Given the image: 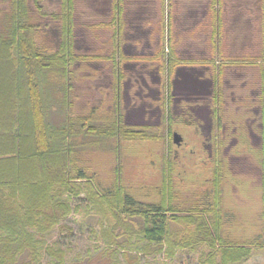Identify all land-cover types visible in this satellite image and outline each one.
Wrapping results in <instances>:
<instances>
[{
  "label": "trees",
  "instance_id": "trees-1",
  "mask_svg": "<svg viewBox=\"0 0 264 264\" xmlns=\"http://www.w3.org/2000/svg\"><path fill=\"white\" fill-rule=\"evenodd\" d=\"M4 1L7 8L0 9V264H156L157 257L171 261L184 250L197 253L198 264H241L254 248L264 249V208L258 235L226 237L220 145L212 150L216 160L210 191L185 208L174 203L177 197L171 185L164 184V198L157 202L135 198L117 178L110 189H102L85 160L97 147L116 150L123 142L153 141L167 147L170 77L177 66L195 65L178 57V40L166 51L162 40L157 49L159 69L166 76V84L160 85V125L131 127L124 124L122 110L121 66L127 60L120 50L124 0L111 1L108 24L114 28L115 46L102 57L114 70L110 108L82 115L73 110V66L100 56L75 51L74 0H60L58 11L48 14L37 7L38 0H34L36 12L28 0ZM48 20L58 27V36ZM219 22L214 20V31L218 32ZM261 56L257 67H264ZM220 65L212 68L216 76L224 67ZM215 79L217 89L220 77ZM262 180L264 204V165ZM68 220L85 226L98 241L72 259L63 241L73 233Z\"/></svg>",
  "mask_w": 264,
  "mask_h": 264
},
{
  "label": "rangeland",
  "instance_id": "rangeland-1",
  "mask_svg": "<svg viewBox=\"0 0 264 264\" xmlns=\"http://www.w3.org/2000/svg\"><path fill=\"white\" fill-rule=\"evenodd\" d=\"M111 1L74 0L75 27L73 35L75 51L80 55H92L95 53L100 56L96 61L87 63L77 61L73 66L72 101L73 110L76 114H86L91 110L104 112L111 105L110 63H107L102 58L109 53L108 49L110 48L111 26L108 22L111 16ZM168 2V0H124L122 18L127 30L125 36L128 37V42H130L128 33L134 31V26L138 29L141 28L145 31L144 35H139V39L141 40L139 45H144L142 53L147 56L153 54L151 60L143 57V61L139 63L140 67L137 70H128V68L124 67L125 63H123L121 69L124 72V78H135L140 74L144 75L149 86L154 89L160 83H154L150 76L156 74L161 78L162 84H166V76L160 69L158 70V67L160 68L161 66V58L158 56L157 45L161 44L162 40H164L166 51V48L169 47L168 44L173 45L174 38L175 41L178 40V36L175 34H179L182 37V41L179 43L181 46L177 49V55L180 59H184V62H187V60L198 61L201 58H209L213 60L211 65L217 67L218 63H221L220 66H222V62L226 61L227 57L231 62L235 61V58H240V55L237 53L229 54L226 52L224 55L217 54L216 49L214 53H209L208 47L198 41L201 39L200 35L206 34V20L205 17L203 18V0H171L169 19ZM28 4L31 10L36 12L34 0H28ZM59 4L60 0H38L37 7L40 11L48 14L57 12ZM228 7L231 9V5H227L226 8ZM1 8H7L6 1L0 0ZM47 19H43V21ZM49 23L50 21L48 20L47 25L51 24ZM50 26L55 28L53 33L58 36V27L54 23ZM210 30L212 31L213 27ZM185 31H189V35L195 39L194 43L192 42V46H189L191 42L189 45L186 43ZM57 36H55V40H52L54 45L57 44ZM190 36L187 37L189 40ZM257 42L261 43L258 38ZM262 44L264 47V37ZM189 47L191 51H186ZM120 60H122V56H120ZM260 63H264L263 55L260 58ZM182 65L187 64L184 63ZM196 65H199V63L196 62L194 66ZM227 65L228 67H224L221 75L218 73L219 76L217 75V77L221 78L225 69L231 70L230 63ZM213 72L215 73L214 70ZM206 73L209 74L208 71ZM261 81L262 83L259 86L264 89V79ZM230 82H232L230 83L233 85L231 89L235 91L236 97L241 95L243 103L247 106L252 103L251 96L248 95L249 89L258 85H254V82L250 80L241 89V80L235 79L234 75L231 76ZM181 84L180 86L184 87V80L183 86ZM194 85L198 87L199 83H195ZM231 89H226V94H229ZM231 109L233 110V108ZM172 128L180 133L183 140L187 143L186 151L182 150V152L184 151V156L188 157L185 161V176L182 179V175H180L181 178L178 179L174 175L177 171L180 173L182 171V168H178V166L176 167V171H172L171 179L169 177V183L171 182L174 194L177 197L174 203L180 204L185 208L201 200L203 195L207 191H210L211 186L210 188L207 186L205 179L211 174V171H209L211 163L209 160L204 161L205 159L207 160L204 157L206 153L204 154L201 138L195 133V126L193 124L186 125L177 119L173 121ZM244 141L248 147L249 140L244 139ZM241 144L239 143L237 148H233L231 150L232 153L236 154V152H239ZM231 151L229 155H231ZM250 151L252 157L248 155L247 163L242 164L227 160L224 167L225 182L223 184L224 196L222 197V209L225 215L224 226L226 237L237 240L255 237L261 232L262 227L260 213L261 208H264V204L261 199L259 178L252 181V178H257L259 174L260 155L258 154L257 157H254V153L256 152ZM87 154L85 160L90 166L91 171L94 172L96 183L102 189H110L114 182L117 181L115 180L117 178L120 185L137 199L157 202L162 201V198H164L161 194L165 183V181L163 182L164 176H161V158H165L167 153L166 148H163L161 143L153 141L123 142L116 150L111 146L110 148L104 147L101 149L97 147L96 150ZM182 161L184 162V160ZM190 161L191 164L194 162L200 163L191 166ZM241 174L247 175V180H243ZM251 181L253 184H250ZM206 188H209V190L206 191ZM77 220L81 224L83 223L78 216ZM80 223L73 220L66 221V224L73 229L72 236L65 237L63 240L64 244L70 249L68 259H72L75 254L84 255L88 248H92L98 242L94 236L92 237L90 233L85 231V226L81 227ZM58 236L59 234L56 232L53 235L54 238ZM157 258L156 264H198V254L187 250L178 251L175 258L171 261L163 260L162 258L158 260ZM241 264H264V249L254 248L251 256Z\"/></svg>",
  "mask_w": 264,
  "mask_h": 264
},
{
  "label": "flooded vegetation",
  "instance_id": "flooded-vegetation-1",
  "mask_svg": "<svg viewBox=\"0 0 264 264\" xmlns=\"http://www.w3.org/2000/svg\"><path fill=\"white\" fill-rule=\"evenodd\" d=\"M124 67L128 68V70H132L129 68L130 66H126V64ZM225 70L218 83L219 88L216 89L217 94L215 95L214 93L213 102L209 100L207 102L208 84L204 77L206 71L205 66H201L200 64L198 66L181 65L174 69L171 75L172 77H170L172 79L169 80V84L171 82L169 106L171 125L169 127L170 131L168 129V131H166L167 154L165 158H161V176H164L163 182L165 181L164 184L166 186L171 185L169 180L172 177V171H176V167L179 166L178 168H182L181 173L177 171V173L174 174L178 179L181 178L180 175H182L183 179L186 173L184 168L186 167L185 161L188 157L184 156V151L182 152V150L186 151L187 143L183 140L182 135L172 128L173 121L179 119L186 125L193 124L195 126V133L201 138L204 154L206 153L204 157L207 158V160L205 159L204 161L209 160L211 163L209 169L211 174L205 179V183L209 188L212 183V167L216 160L212 153L213 146L220 145L221 151L218 163L221 164L223 169V184L225 182L224 167L227 160L229 162L235 161L236 163L244 164L248 162V155L251 156L250 150L256 152L254 153V157H257L258 154L260 155L259 174L257 178H252V181L253 179L259 178V185L261 187L260 193L262 194L264 165V89L259 85L257 87H251L248 95L251 96V101L254 103H250L247 106L243 103L241 95L236 97L235 91L231 89L233 85L230 84L232 83L230 82L231 76L234 75L235 79L242 80L240 85L241 89L246 86L248 80L245 81L242 79L245 77L244 70L232 68L231 70ZM150 78L154 83H160L161 78L158 75H151ZM183 80L185 85L181 87L180 84L182 83L181 85L183 86ZM195 83H199L198 87L194 85ZM160 85L161 83L159 86ZM152 89V87H146V95H149L148 97L158 98V104H160V88L158 87L159 94ZM226 89H231L229 94H226ZM139 94L144 93L140 90ZM122 99H125V96H122ZM211 104L213 105L212 107ZM123 107L124 104L122 102V110ZM159 107L161 108V106ZM231 108H233V110ZM160 111L162 114V109ZM166 113L168 114V112ZM174 136L177 137L179 142H174ZM244 139L249 140L248 147L245 145ZM239 143H243L240 145L239 152H236V154L232 153L231 150L237 148ZM230 151L231 155H229ZM182 160H184V162ZM199 163L200 162H194L191 164L190 161L191 166L195 164L198 165ZM242 166L245 167L244 165ZM246 176L247 175L241 174L243 180L246 179ZM254 183L256 184L255 180ZM209 188H206V191L209 190ZM162 193L163 190L161 194ZM203 198H205V194ZM262 210L263 208H261V212Z\"/></svg>",
  "mask_w": 264,
  "mask_h": 264
},
{
  "label": "crops",
  "instance_id": "crops-1",
  "mask_svg": "<svg viewBox=\"0 0 264 264\" xmlns=\"http://www.w3.org/2000/svg\"><path fill=\"white\" fill-rule=\"evenodd\" d=\"M227 5H231V9L230 7L226 8ZM203 9V18L205 17L206 20V34L203 33V36L200 35L199 37L201 39L198 41L208 47L209 53H214L216 49V53L220 55H224L226 52L229 54H239L240 58H235V61L230 62L229 66L232 69L250 70L249 72L244 70L245 73H243L245 74V77L242 79L245 81L248 80V82L251 80L254 82V85H260L262 83L261 80L264 79V74L262 72L264 67L262 64L260 67H257L256 64L259 63L257 57L264 53V47L262 44L264 37V0H203ZM218 18L220 20L218 23V32L214 31V29L211 31L210 28L213 27L214 20H218ZM112 30H114V28H112ZM112 30L110 32L111 51H113V47L115 46ZM126 31L123 19L122 44L120 50H122V53L127 58L124 62L126 66L128 65L130 66V69L137 70V68L140 67L139 63H142L143 61V57L151 60V56L142 53L144 45H139L141 42L139 35H144L145 31L134 26V31L128 33L130 42H128V37L125 36ZM189 34V31L184 32L187 45L191 42L189 46H192V42L194 43L195 39ZM175 35L178 36V41L181 43L182 37L179 34ZM188 36L191 37L190 40L187 38ZM257 38L261 43L257 42ZM173 42H175V38ZM160 45V43L157 45L158 49L160 48ZM180 46L181 45H178L177 48ZM145 47H147V45H145ZM189 49L186 51H191V49ZM207 60L213 61L209 58H201L195 62L193 60H187V62H199L201 66H205L206 71L209 73L207 74L205 71L204 74L206 83L208 84L206 100L207 102L208 100L213 102L216 90L214 88V79L215 77L217 79V76L213 72L214 66ZM226 60H229V58L227 57ZM255 62L257 63L255 64ZM207 63L209 66L206 65ZM208 67L210 68V71ZM224 67L226 68L228 65H225ZM224 67L222 68V71ZM111 68L110 65V92L112 91L111 87L115 82L114 70L112 71ZM160 83H162L161 79ZM122 85V96H125V99H122L124 104V124L131 127H158L161 123L162 115L160 111L161 108L159 107L160 104H158V98H152L146 95V87L150 86L144 75L140 74L135 78H124ZM158 87L159 85L152 90L159 94ZM133 89L135 90L132 92ZM140 90H142L144 94H139ZM212 106L213 105L211 104V107Z\"/></svg>",
  "mask_w": 264,
  "mask_h": 264
},
{
  "label": "water",
  "instance_id": "water-1",
  "mask_svg": "<svg viewBox=\"0 0 264 264\" xmlns=\"http://www.w3.org/2000/svg\"><path fill=\"white\" fill-rule=\"evenodd\" d=\"M174 142H175V143L179 142V140L177 139L176 136H174Z\"/></svg>",
  "mask_w": 264,
  "mask_h": 264
}]
</instances>
